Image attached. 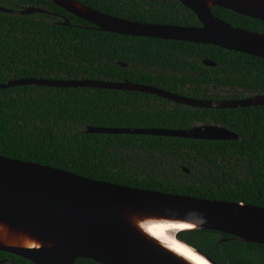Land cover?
<instances>
[{
	"label": "trees",
	"instance_id": "1",
	"mask_svg": "<svg viewBox=\"0 0 264 264\" xmlns=\"http://www.w3.org/2000/svg\"><path fill=\"white\" fill-rule=\"evenodd\" d=\"M73 1L137 23L199 25L174 0ZM0 7L43 11L26 16L0 13V84L22 78L127 81L200 100L242 98L236 88L264 94L260 58L213 46L99 32L47 0H0ZM210 12L231 27L264 34L260 21L217 7ZM63 21L68 26L57 24ZM204 60L214 66L202 65ZM153 101L162 99L89 88L2 89L0 156L110 184L264 209V105L227 110L179 105L166 110ZM198 122L225 128L237 139L84 133L86 127L185 130ZM147 156H154L161 166L151 170L133 162ZM179 166L188 171L185 178ZM177 238L215 264H264V246L218 232L198 230ZM221 239L224 242L218 243ZM0 264L31 263L0 252ZM73 264L96 263L77 259Z\"/></svg>",
	"mask_w": 264,
	"mask_h": 264
},
{
	"label": "water",
	"instance_id": "2",
	"mask_svg": "<svg viewBox=\"0 0 264 264\" xmlns=\"http://www.w3.org/2000/svg\"><path fill=\"white\" fill-rule=\"evenodd\" d=\"M47 1L99 32L213 46L264 60V34L231 27L210 12L217 7L264 23V0H174L193 14L199 24L193 27L137 23L93 11L73 0ZM0 13L26 16L43 11L34 7L13 10L0 7ZM57 24L68 26L66 21ZM202 65L214 66L205 60ZM17 86L130 91L199 109L264 105V94L230 101H200L127 81L22 78L0 84V90ZM84 133L203 141L237 139L234 132L213 125L185 130L86 127ZM143 216H161L193 224L189 231L175 232L173 238L209 264L215 263L177 235L206 230L264 246L263 208L135 189L0 156V225L37 242L34 249L0 244V252L31 264H73L77 259L96 264H183L133 228L131 222Z\"/></svg>",
	"mask_w": 264,
	"mask_h": 264
},
{
	"label": "bare ground",
	"instance_id": "3",
	"mask_svg": "<svg viewBox=\"0 0 264 264\" xmlns=\"http://www.w3.org/2000/svg\"><path fill=\"white\" fill-rule=\"evenodd\" d=\"M133 228L152 244L183 264H209L186 246L176 242L175 232L189 231L193 224L161 216H143L131 222ZM0 244L34 249L37 242L21 233L7 231L0 225Z\"/></svg>",
	"mask_w": 264,
	"mask_h": 264
},
{
	"label": "flooded vegetation",
	"instance_id": "4",
	"mask_svg": "<svg viewBox=\"0 0 264 264\" xmlns=\"http://www.w3.org/2000/svg\"><path fill=\"white\" fill-rule=\"evenodd\" d=\"M204 90H205V88H202V91L201 92H204ZM210 90H211V88H210ZM220 91H218V93H219ZM235 93H237L238 95H240L242 98H238V99H244V98H247V97H251V96H254V95H256V94H253V95H251V93L250 92H248V91H245V90H243V89H239V88H236L235 89ZM220 95V94H219ZM221 96H224V94L222 93L221 94ZM184 97V96H183ZM185 98H188V97H185ZM161 99V98H160ZM189 99H191V98H189ZM238 99H235V100H238ZM193 100H200V99H193ZM200 101H230V100H221V99H213V100H200ZM153 103L156 105V107L157 106H160V107H163V108H165L166 110H170V109H172V108H177V106H179V104H175V103H171V102H169V101H167V100H165L164 101V99H162V101L161 102H159V101H153ZM180 106H183V105H180ZM184 107H186V106H184ZM189 109H199V108H190V107H188ZM204 125H213V124H211V123H208V124H205V123H201V122H198V123H193V124H191L190 125V127L189 128H192V127H195V126H204ZM213 126H218V125H213ZM219 127V126H218ZM188 128V129H189ZM147 158H148V160H150V163L151 162H155V161H157V163H158V165H159V167L161 166V164L162 163H160V161H158V159H156L154 156H147ZM143 159V158H142ZM171 161H173L172 159H171ZM170 164L167 162H164L163 163V167H166V168H168V166H169ZM180 167V166H179ZM180 172L183 174V177L185 178V176L188 174V171L185 169V168H182V167H180ZM183 178V179H184ZM187 178V177H186Z\"/></svg>",
	"mask_w": 264,
	"mask_h": 264
},
{
	"label": "rangeland",
	"instance_id": "5",
	"mask_svg": "<svg viewBox=\"0 0 264 264\" xmlns=\"http://www.w3.org/2000/svg\"><path fill=\"white\" fill-rule=\"evenodd\" d=\"M222 93H223V91L219 92L220 95ZM133 162L136 165L140 166V167H144L146 169H151V170H154L156 167H159L157 161H155L154 163L153 162L150 163V160H148V159L147 160H144L142 158H138V159L133 158Z\"/></svg>",
	"mask_w": 264,
	"mask_h": 264
}]
</instances>
